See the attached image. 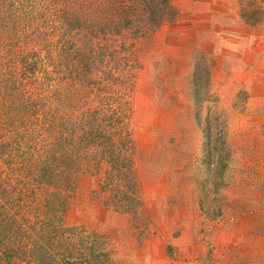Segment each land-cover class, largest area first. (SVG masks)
Returning a JSON list of instances; mask_svg holds the SVG:
<instances>
[{"label":"rangeland","instance_id":"374dc122","mask_svg":"<svg viewBox=\"0 0 264 264\" xmlns=\"http://www.w3.org/2000/svg\"><path fill=\"white\" fill-rule=\"evenodd\" d=\"M171 4L176 18L140 37L146 18L125 28L129 7L110 0H0V203L21 180L45 211L21 221L61 207L94 238L95 264H264L235 249L264 206V0ZM90 59L132 75L75 86L66 68Z\"/></svg>","mask_w":264,"mask_h":264},{"label":"trees","instance_id":"16d2710c","mask_svg":"<svg viewBox=\"0 0 264 264\" xmlns=\"http://www.w3.org/2000/svg\"><path fill=\"white\" fill-rule=\"evenodd\" d=\"M112 1V2H111ZM131 1L132 5L135 6L133 9L132 5L128 2L121 3V1H113L110 0V9H112L115 13L116 9L124 6V8L129 7V9L122 11V16L119 21H123V27L129 28L134 27L136 22L134 18V14L137 15V18L142 20L146 18L149 24V30L144 31L141 29H136L134 32L138 33V36H146L149 37L153 32H155L159 26H161L164 22L170 20L173 21L177 16V11L174 8L173 4H171V0H127ZM137 12V13H132ZM140 13V14H139ZM140 17V18H139ZM78 18V17H77ZM117 22V15L114 21ZM79 21V18H78ZM80 25V24H79ZM143 25V24H142ZM83 26V24H82ZM107 31L113 29H106ZM117 32L123 33L122 30H117ZM93 34V30L89 31L86 35L88 39H91V35ZM135 45V43H132ZM125 45V44H124ZM113 46V44H111ZM115 47V46H113ZM19 54L22 56L32 55L34 52H26L23 51L22 47H19ZM118 50V49H117ZM120 52V50H118ZM103 57H101V60ZM96 65V66H95ZM66 69L72 73L73 84L76 86L77 83L81 85L84 83V86H87V83L91 84V90L101 91L104 88H114L120 87L125 84V78H128L130 71L126 70L121 64H113V65H105V64H97L96 59L94 60H85L80 64H73L67 67ZM93 71V72H92ZM92 72V74H91ZM94 78V81L86 80V78ZM87 82V83H86ZM198 82V81H197ZM195 82V84L197 83ZM80 93V92H78ZM80 96V94H78ZM95 113L105 118L106 113H100L97 110ZM83 116L87 115V112H82ZM89 114V113H88ZM123 109L118 113L119 120H121L123 115ZM99 117V116H97ZM99 119H96L93 122L92 127L96 128L97 131L103 136L100 138L111 139L109 132L107 134L105 131L101 129L100 126L106 127V125H102L98 123ZM63 123V116H62ZM62 125V124H61ZM82 126V124H80ZM120 125V123H119ZM118 125V126H119ZM120 127L119 133L122 132ZM96 129L90 133V137L99 138L96 136ZM77 133V129H74ZM62 134L66 132L65 128L61 129ZM81 132L86 135L85 139L89 137L88 129H83ZM91 140V139H90ZM106 140V141H107ZM106 141H99V147L105 149L104 143ZM125 141V135H123L120 139L121 147L119 152L123 151L125 146L127 147ZM115 143L113 142L112 145ZM117 148H112V153L117 152L115 150ZM73 162V161H72ZM41 180L37 182L40 185ZM22 181L17 180L16 184H14L12 188V193L18 191L19 194H12L8 199L7 203H0V264H22L24 259L23 257L29 258L26 261V264H70L74 258V252H80L81 258L86 257L85 253H91L86 260H89L92 256L95 257L96 249L92 243V240H88L85 231L77 226H67L64 222L63 217H59L61 207L54 208V211H50L52 214L51 218H46L38 221H21L20 216H23V211L29 210V213L33 214H42L45 211L40 209H33V205L28 203V201L24 198L26 196V192L29 191L24 189L20 192V186ZM135 192V188H133ZM10 193L9 190L6 189V194ZM7 196V195H6ZM5 197L3 195V191L0 189V201ZM79 238V239H77ZM88 238H90L88 236ZM38 249H41V254L38 252ZM85 260V259H84ZM84 261V264H95L93 259L89 261ZM83 264V263H82Z\"/></svg>","mask_w":264,"mask_h":264},{"label":"crops","instance_id":"0c3cea01","mask_svg":"<svg viewBox=\"0 0 264 264\" xmlns=\"http://www.w3.org/2000/svg\"><path fill=\"white\" fill-rule=\"evenodd\" d=\"M258 215L252 216V220L248 221L249 225L253 224V227L248 226L247 231H241L240 239L242 240L240 246L235 247L236 251L241 250L244 255H248L251 260H255L257 257L258 260L264 262V236L257 235V228L260 226V231L263 229L264 231V206L257 207ZM246 210V209H245ZM243 218V217H242ZM241 224L245 222L242 221ZM247 219V218H245ZM254 225L256 229L254 231ZM248 241V242H246Z\"/></svg>","mask_w":264,"mask_h":264}]
</instances>
